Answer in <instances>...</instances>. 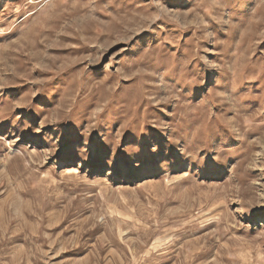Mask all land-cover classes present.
<instances>
[{
  "label": "rangeland",
  "instance_id": "rangeland-1",
  "mask_svg": "<svg viewBox=\"0 0 264 264\" xmlns=\"http://www.w3.org/2000/svg\"><path fill=\"white\" fill-rule=\"evenodd\" d=\"M0 264H264V0H0Z\"/></svg>",
  "mask_w": 264,
  "mask_h": 264
},
{
  "label": "bare ground",
  "instance_id": "bare-ground-1",
  "mask_svg": "<svg viewBox=\"0 0 264 264\" xmlns=\"http://www.w3.org/2000/svg\"><path fill=\"white\" fill-rule=\"evenodd\" d=\"M75 170V169H74ZM66 171H70L71 172V168H67V170ZM74 172V171H73Z\"/></svg>",
  "mask_w": 264,
  "mask_h": 264
}]
</instances>
